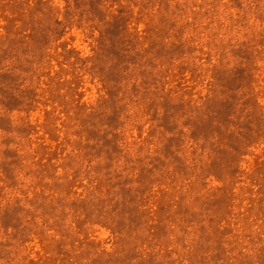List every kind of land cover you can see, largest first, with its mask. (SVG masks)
<instances>
[{"label": "rangeland", "instance_id": "obj_1", "mask_svg": "<svg viewBox=\"0 0 264 264\" xmlns=\"http://www.w3.org/2000/svg\"><path fill=\"white\" fill-rule=\"evenodd\" d=\"M0 264H264V0H0Z\"/></svg>", "mask_w": 264, "mask_h": 264}]
</instances>
